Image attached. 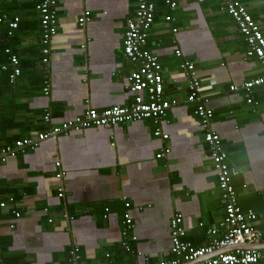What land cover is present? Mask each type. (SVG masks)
Here are the masks:
<instances>
[{"label": "crops", "instance_id": "0c3cea01", "mask_svg": "<svg viewBox=\"0 0 264 264\" xmlns=\"http://www.w3.org/2000/svg\"><path fill=\"white\" fill-rule=\"evenodd\" d=\"M40 1L10 6L22 17L16 48L25 70L0 95V148L48 131L47 114L58 124L89 109L128 107L136 98L128 77L138 65L124 47L137 0H56L59 26L47 73L40 15L28 13ZM240 1L264 34V0ZM220 7L221 0H178L175 10L157 5L146 48L162 65L164 99L178 103L159 124L167 140L154 135L158 124L147 119L48 140L0 165V203L14 198L18 204L0 207L2 264H74V247L84 264L172 261L171 221L177 215L185 242L209 246L208 230L225 216L205 137L209 130L222 139L241 208L258 215L264 233V89L251 94L254 104L243 89L264 79V68L247 57L244 35ZM85 12L91 15L82 28ZM185 61L194 64L200 97L213 113L209 124L199 117L198 102L189 99ZM164 149L168 153L157 158Z\"/></svg>", "mask_w": 264, "mask_h": 264}, {"label": "built area", "instance_id": "2783aa9c", "mask_svg": "<svg viewBox=\"0 0 264 264\" xmlns=\"http://www.w3.org/2000/svg\"><path fill=\"white\" fill-rule=\"evenodd\" d=\"M158 4H163L170 10L178 8V0H137L135 17L128 22L124 50L130 61L138 65V68L128 77L129 90L136 95L134 103L128 107L117 106L104 111L89 109L83 116L62 121L58 124H53L51 115L47 114L44 119L47 123L51 124L50 129L0 148V165L17 158L19 153H24L27 150H36L41 143L48 140H57L61 136L67 137L72 133L91 128L139 122L147 119H154L158 124L157 130L154 133L156 137H161L163 140L168 139V135L162 132L159 124L168 111L178 105V103L164 99L162 65L158 56L146 48L149 32L155 23ZM220 9L222 12H226L233 17L240 32L244 35L248 43L247 57L256 58L264 68V34L260 26L248 13L247 8L240 0H221ZM37 10L40 14L43 63L49 64L53 42L58 34L57 1L41 0L37 5ZM90 15V12L84 13L79 19L80 27L86 26L90 20ZM7 20H9L8 15L0 12V23H4ZM172 20L171 16L165 17L166 22H172ZM9 27L17 29L18 19L10 22ZM173 31L176 32L177 30L174 29ZM6 53L10 56L9 61L12 67V71L9 73V81L11 84H14L22 75V70L19 67V58L11 53V49H7ZM176 54L179 57L182 55L180 51H177ZM181 69L183 73L190 76L189 99L192 103L198 102V115L205 123H208L213 117V113L205 107L200 97L202 88L195 75L194 64L190 61H185L181 65ZM2 70L7 71V67L3 66ZM257 88L264 89L263 78L251 80L243 85L249 104H254L251 94ZM231 90L235 91L237 88L232 87ZM45 93L46 95L49 93L48 87L45 89ZM205 137L210 150V158L213 161V167L218 177L225 216L218 226H214L208 230V234L212 237V242L209 246L199 249L195 248L191 243L184 241L186 231L181 226L182 215L175 216L171 221V238L175 259L172 261H161L156 264H181L182 262L196 261H199L196 264H264V249L240 248L242 245H260L264 243V233L257 224L259 217L253 211H244L240 206L238 194L232 182L233 174L228 165L227 153L222 147L221 137L212 130H209ZM167 153L168 150L164 149L157 158L160 159ZM56 165L58 168L61 166L60 163ZM63 175L64 173L60 172L56 177L60 180ZM64 196V189L60 188L59 198L63 199ZM8 204L18 205L14 198H10L8 202H1L0 207L5 209ZM125 206L127 209L130 208L129 203H126ZM13 213L17 218L21 216L16 209ZM66 218L68 217L66 216ZM125 218L127 227L132 228L133 222L130 215L126 213ZM50 222L52 221L50 220ZM230 248H234V250L226 251ZM125 249L126 251H131L127 244L125 245ZM69 255L74 264H84L81 262V256L77 247L72 248ZM0 264H2L1 255Z\"/></svg>", "mask_w": 264, "mask_h": 264}, {"label": "trees", "instance_id": "16d2710c", "mask_svg": "<svg viewBox=\"0 0 264 264\" xmlns=\"http://www.w3.org/2000/svg\"><path fill=\"white\" fill-rule=\"evenodd\" d=\"M20 3V0H2L0 1V12L2 14L8 15L9 20L4 21V23H0V95L2 94L3 89H7L8 86L12 87L15 85V83L18 81V79L23 75V70H25V65H23L22 56L19 51H17V43L20 40V34L21 31V19L22 17H19L18 13H15L13 9L10 8L13 7V5H16ZM28 12L31 14L32 18H35L36 16L40 15L38 14L37 6H30ZM15 13V14H14ZM18 19V28L17 29H11L9 27V23L13 22L14 20ZM7 49H11V53L13 55H16L19 58V67L22 70V75L15 81L14 84H11L9 81V73L12 71L11 63L9 61V54L6 53ZM11 54V55H12ZM41 65L43 68V71L47 73V66L43 63V60L41 61ZM6 66L7 71H3L2 67ZM25 139V138H24ZM23 140V139H20ZM18 141V140H16ZM15 141V142H16ZM14 142V143H15ZM12 145V144H7Z\"/></svg>", "mask_w": 264, "mask_h": 264}, {"label": "water", "instance_id": "95a60500", "mask_svg": "<svg viewBox=\"0 0 264 264\" xmlns=\"http://www.w3.org/2000/svg\"><path fill=\"white\" fill-rule=\"evenodd\" d=\"M241 249H264V243L260 245H242L240 246ZM234 248L227 249L226 251H233Z\"/></svg>", "mask_w": 264, "mask_h": 264}]
</instances>
